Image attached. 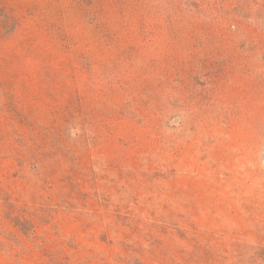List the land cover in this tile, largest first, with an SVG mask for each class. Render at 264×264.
I'll return each mask as SVG.
<instances>
[{
  "label": "rangeland",
  "instance_id": "374dc122",
  "mask_svg": "<svg viewBox=\"0 0 264 264\" xmlns=\"http://www.w3.org/2000/svg\"><path fill=\"white\" fill-rule=\"evenodd\" d=\"M0 264H264V0H0Z\"/></svg>",
  "mask_w": 264,
  "mask_h": 264
}]
</instances>
